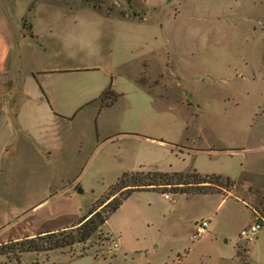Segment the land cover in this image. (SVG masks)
I'll list each match as a JSON object with an SVG mask.
<instances>
[{
	"label": "rangeland",
	"instance_id": "374dc122",
	"mask_svg": "<svg viewBox=\"0 0 264 264\" xmlns=\"http://www.w3.org/2000/svg\"><path fill=\"white\" fill-rule=\"evenodd\" d=\"M131 6L141 10L132 14ZM108 10L111 16H105ZM117 10L143 18H121ZM22 18L23 32L31 33V23L37 38L12 46L11 56L18 53L25 67L76 69L56 80L59 99L73 98L58 104L56 114L20 110L21 124L51 149L47 157L20 135L24 131L15 121L21 71L0 73V141L6 138V114L13 137L20 135L7 146L0 143L1 243L53 220L54 203H41L33 212L28 203L47 195L53 187L47 182L60 174L72 173L84 188L82 210L122 171L136 169L242 170L250 197L220 201L215 193L137 189L84 241L23 251L18 259L4 254L0 264H237L220 257L236 242L249 258H264V227L250 240L238 235L254 214L264 219V0H165V8L154 10L142 0H0V25L18 30ZM143 64L149 71L138 73L142 86L131 74ZM102 80L118 93L106 107L97 99L100 91L91 90ZM88 96L94 98L85 103ZM180 143L243 149L212 154L174 145ZM220 181L209 190L239 193ZM76 195L74 190L57 200L58 211L76 208ZM201 218L207 220L205 231L189 238L192 221ZM73 226L61 229L73 232Z\"/></svg>",
	"mask_w": 264,
	"mask_h": 264
},
{
	"label": "crops",
	"instance_id": "0c3cea01",
	"mask_svg": "<svg viewBox=\"0 0 264 264\" xmlns=\"http://www.w3.org/2000/svg\"><path fill=\"white\" fill-rule=\"evenodd\" d=\"M142 1L146 7H150L153 10L157 9V8H159V9L165 8V0H142ZM131 8L133 9V10L131 9V13H133V11L138 12L141 10V9H135L132 6H131ZM112 13H113L112 10L105 11V16H111ZM116 13L119 17L125 18V19H132L133 20L135 18L136 19L143 18V16L139 17L138 15H130V14H128V11H125V12L123 11V13H122V12H120V10L119 11L117 10ZM29 27L31 30L30 34L29 33L26 34L25 32H23V30H22V28H24L23 18L21 19V29H18V30L13 31L11 28L8 27L7 24H6V26L3 24L0 25V73L4 72L5 70H6V72L7 71L12 72V71H18V70L21 71L22 76L20 79V90L23 94V97L21 98V100L18 103L16 114H15V117H16L15 121L17 122L18 127L22 131H24V133H22L20 135H24L27 138H29L32 141V145L34 146V148L40 150V152H43L44 155L47 157V156H49L51 149H49V148H47V146L43 145L44 141H43L42 137H32L31 133L28 131V128L26 126H24L23 124H21V122L19 121L20 110L25 106H30V107L36 108V109H41V108L48 109V110L52 111V113L56 114L55 111L58 107V104L61 105L65 101L68 102V101H71L73 99L71 96L59 99L57 92H56V90H57L56 80L59 78L58 76H63V74H67L69 72H72L76 68L71 67V66H57V65H46V66H36V67L27 66V67H25V66H23V63L21 62V56L18 53L14 54V55L12 54V56H11L12 46H14L16 48L23 41L30 42L31 40H36L37 34L33 31L31 23H29ZM162 27H163L162 23L158 22V29L161 30ZM145 65L146 64H143L142 66H140L138 68L136 73L131 74L133 79L135 81H137L142 86H143V84L138 81V73L140 72V70H143L146 67ZM146 69H147V67H146ZM147 71H149V70L147 69ZM105 81L106 80L96 82L94 85H92L91 90L101 92L102 89H104L107 85H110L109 83L107 84V82H105ZM100 92H99V94H100ZM61 94H63V93H61ZM99 94L97 95L98 100H99V98H98ZM92 98H94V96H92V97L88 96L86 98L87 100H85V103L90 102L92 100ZM152 100H153V98H152ZM106 106H108V105H105L104 107H106ZM18 137H13L12 123L10 122V120L6 114V138H4L2 141H0V143H3L6 141V146H7L9 142H11L14 138H15V140H17ZM145 138H147V137H145ZM94 139H97V137H94ZM104 139L110 140L112 142V141H114L115 137H105ZM149 139L154 140V141L159 142V143L164 144V145L166 144V141L162 140L160 138L156 139L154 137H149ZM15 140H14V142H15ZM174 145L175 146L182 145L183 150H188V149H195L196 150L197 149L198 151H206L207 153H212V154H218V153L223 152V151H225L227 153H231L233 151H239V150L243 149L242 145L216 146L215 148H213V147H195V146H190V145L184 144V143L174 144ZM11 146L13 147V144ZM12 147L10 148V150H8L9 152L6 149V153H7L6 155H8L12 152ZM124 167H126V166H124ZM120 169H123V168H120ZM118 171H121V170H118ZM241 172H242V170H237L235 173H231L228 171L218 172L222 175H227L231 179H233L234 183L232 185V188L239 190V193H235V192H233V190H227L226 192L212 191V192H200V193L220 194L221 195L220 201L224 197L238 198L239 195H243V196L249 198L250 192L248 191V183L245 182V180H243ZM71 175H72V173L71 174H60L56 177L55 181L54 180L48 181L47 182L48 187L53 186L52 188H50L49 193L47 195H42V196L40 195L28 203L30 205L29 212L36 211L37 210L36 207L38 205H40L41 203H46V202H48L50 204L54 203L53 205L50 206V216H52L54 218H53V220H51L47 224H43L42 222H38V223L34 224L32 230L23 234L22 236H25V235L30 236V235H34L35 233H39V232H43V231H52V230H57V229H61L64 227H68L71 225H75L77 223L78 219L80 218V216H82L83 214H85L87 212L88 207L90 206L91 202L97 196H99L102 193V191H99L98 194H94L92 197H90L85 208L82 210L81 209L82 206H81L80 196L83 195L84 188L79 184V181H75L74 176H71ZM75 185L80 186L82 191L81 192L76 191ZM53 188H55V189L52 190ZM69 188H71V190H68ZM74 190L76 191V194H77L76 195V198H77L76 208H72V210H70V211L69 210H66L64 212L58 211V209L55 206V204L57 203V200L64 198V196L66 194L73 195ZM133 191L134 190H132L131 192H133ZM243 199L244 198H240L241 201H243ZM54 206H55V208H54ZM252 212H253V209H252ZM254 216H256V215L254 214ZM192 222L194 223L195 220H193ZM209 222H210V220H209ZM100 228H102V227L100 226ZM114 229L110 230V232H112L114 234V236L117 238L119 236V230L117 228H114ZM102 230L108 234V230H106V229H102ZM209 232L214 233L211 231H209ZM190 234H189V238H190ZM22 236L21 235H15L12 237L9 236L6 239L15 240V239L21 238ZM4 239L5 238L1 239L0 243L2 241H4ZM191 244L193 246V244H194L193 241H191ZM237 248H238V242L235 243V246H232L233 250L231 252H229L226 255L221 253L220 257L221 258H227L229 260H236L238 262L237 264H264V262H263L264 258L259 257L258 260L257 259H251L246 254V249H242V252H239L237 250ZM187 252H185V254H187ZM202 255H203V252L200 253L201 257H202ZM0 257H4V254L0 253ZM1 262H2V259H0V263Z\"/></svg>",
	"mask_w": 264,
	"mask_h": 264
},
{
	"label": "trees",
	"instance_id": "16d2710c",
	"mask_svg": "<svg viewBox=\"0 0 264 264\" xmlns=\"http://www.w3.org/2000/svg\"><path fill=\"white\" fill-rule=\"evenodd\" d=\"M120 12L123 13L122 10ZM117 95L118 93L107 85L98 96L100 105L111 104ZM103 99L108 100L102 101ZM218 180H221L220 182H223L225 186H232L234 183V180L227 175L201 174L195 169L189 171L157 169L122 171L114 182L91 202L87 212L80 216L73 226V232L60 229L43 231L30 236L25 235L15 240L10 239L9 244L0 243V253L6 256L12 253L14 258L18 259L23 251H45L70 245L76 241H84L132 190L155 189L160 192L169 190L171 193L212 192L213 190H209L208 186ZM75 188L78 192L82 191L80 186Z\"/></svg>",
	"mask_w": 264,
	"mask_h": 264
},
{
	"label": "built area",
	"instance_id": "2783aa9c",
	"mask_svg": "<svg viewBox=\"0 0 264 264\" xmlns=\"http://www.w3.org/2000/svg\"><path fill=\"white\" fill-rule=\"evenodd\" d=\"M164 196L167 197L168 194L164 193ZM207 225V220L205 218H201L198 221L194 222V229L191 231L190 237L196 238L200 234L205 231V227ZM260 227H264V219L259 216H255L254 221L249 223L248 225L242 227L238 231V235L242 237L244 240H250L253 235L257 232ZM116 241H112V246H116Z\"/></svg>",
	"mask_w": 264,
	"mask_h": 264
}]
</instances>
